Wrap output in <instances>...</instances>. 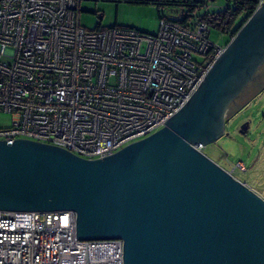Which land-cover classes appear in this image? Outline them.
<instances>
[{"label": "built area", "instance_id": "2783aa9c", "mask_svg": "<svg viewBox=\"0 0 264 264\" xmlns=\"http://www.w3.org/2000/svg\"><path fill=\"white\" fill-rule=\"evenodd\" d=\"M83 1L0 0V113L12 115L1 141L109 156L162 128L226 46L200 19L164 15L155 34L87 29ZM0 264H123V242L76 240L71 212L0 210Z\"/></svg>", "mask_w": 264, "mask_h": 264}, {"label": "water", "instance_id": "95a60500", "mask_svg": "<svg viewBox=\"0 0 264 264\" xmlns=\"http://www.w3.org/2000/svg\"><path fill=\"white\" fill-rule=\"evenodd\" d=\"M263 64L264 3L143 139L97 159L0 140V210L71 212L76 240H121L123 264H264V199L195 148L223 136L231 103Z\"/></svg>", "mask_w": 264, "mask_h": 264}, {"label": "rangeland", "instance_id": "374dc122", "mask_svg": "<svg viewBox=\"0 0 264 264\" xmlns=\"http://www.w3.org/2000/svg\"><path fill=\"white\" fill-rule=\"evenodd\" d=\"M209 5L210 11H217L225 6V1L215 0ZM167 8L161 9L165 11ZM79 21L87 29L118 25L155 33L159 16L157 7L152 4H131L124 0H85L80 4ZM210 38L218 44L228 40L226 34L220 36L214 29ZM11 119L12 115L0 113V126H9ZM245 119L250 120V129L247 135H242L237 132V128ZM204 153L226 170L235 167L233 175L264 199V91L226 123L223 136L207 144ZM239 163L243 164L241 169L236 167Z\"/></svg>", "mask_w": 264, "mask_h": 264}, {"label": "trees", "instance_id": "16d2710c", "mask_svg": "<svg viewBox=\"0 0 264 264\" xmlns=\"http://www.w3.org/2000/svg\"><path fill=\"white\" fill-rule=\"evenodd\" d=\"M131 4H152L157 7L159 20L164 16L176 22L178 24H186L189 19L204 20L209 27V38L212 30H216L220 33L229 35V40L235 35L241 24L254 12L256 8L257 0H224L225 6L217 11H210L209 2L215 0H124ZM162 7H168L165 11ZM243 15V16H242ZM241 17V18H240ZM159 23V21H158ZM118 26V25H115ZM124 27V26H123ZM96 27L95 29H98ZM132 28V27H127ZM138 32L145 34H155L139 31L136 28H132ZM158 31V30H157ZM211 40V38H210ZM212 41V40H211ZM213 42V41H212ZM224 45V44H223ZM246 96H243L240 105L231 103L229 111L227 113V119H230L235 110L244 108L251 102L255 96L260 95L264 91V64L257 71L256 76L252 83L246 87ZM244 102V103H243ZM247 102V103H246Z\"/></svg>", "mask_w": 264, "mask_h": 264}, {"label": "flooded vegetation", "instance_id": "af4514ba", "mask_svg": "<svg viewBox=\"0 0 264 264\" xmlns=\"http://www.w3.org/2000/svg\"><path fill=\"white\" fill-rule=\"evenodd\" d=\"M255 76H256V74L254 75V78H255ZM254 78H253V80H254ZM253 80L252 81H250V83H252L253 82ZM249 83V84H250ZM248 84V85H249ZM247 85V86H248ZM247 91L248 90H246V88H244V90H242L238 95H237V97H235L234 98V100H233V102L238 106V105H240V103H241V100L240 99H243V96L245 95L246 96V93H247ZM256 97V96H255ZM232 102V103H233ZM244 103V102H243ZM247 103V102H246ZM250 103V102H249ZM240 107H242V106H239L238 108V110H235V113L233 114V116L230 118V119H232V118H235L244 108H240ZM229 111V110H228ZM228 111H227V113H228ZM227 113H226V117H225V125H226V123L228 124L229 122H230V119H227ZM244 122H247V129H246V131H245V133H240V126L244 123ZM249 126H250V120H248V119H245V120H243L240 124H239V127L237 128V132H239L240 134H242V135H247V133H248V131H249ZM245 170H246V168H245Z\"/></svg>", "mask_w": 264, "mask_h": 264}, {"label": "crops", "instance_id": "0c3cea01", "mask_svg": "<svg viewBox=\"0 0 264 264\" xmlns=\"http://www.w3.org/2000/svg\"><path fill=\"white\" fill-rule=\"evenodd\" d=\"M227 36H228V40H226V41H224V42L222 43V44H224V45H226V44L229 42V38H230V36H229V35H227ZM261 66H262V65H261ZM261 66H260V67H261ZM259 69H260V68H259ZM259 69H258V70H259ZM258 70H257V71H258ZM256 73H257V72H256ZM256 73H255V74H256Z\"/></svg>", "mask_w": 264, "mask_h": 264}]
</instances>
